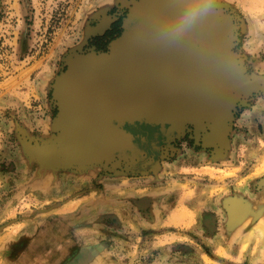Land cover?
I'll return each instance as SVG.
<instances>
[{"label": "rangeland", "instance_id": "rangeland-1", "mask_svg": "<svg viewBox=\"0 0 264 264\" xmlns=\"http://www.w3.org/2000/svg\"><path fill=\"white\" fill-rule=\"evenodd\" d=\"M134 1L0 0V264H264V0H158L160 55L135 78L134 58L120 64L111 73L129 79L105 89L100 54ZM188 63L201 69L195 104ZM68 66L91 79L60 81ZM60 87L102 116L84 104L64 133ZM138 89L188 97L148 140L119 134L135 129L117 107Z\"/></svg>", "mask_w": 264, "mask_h": 264}, {"label": "crops", "instance_id": "crops-1", "mask_svg": "<svg viewBox=\"0 0 264 264\" xmlns=\"http://www.w3.org/2000/svg\"><path fill=\"white\" fill-rule=\"evenodd\" d=\"M155 0H135L128 9L127 15L125 16L123 20V30L121 35L114 40L110 47L109 51L107 53H101V56H104L103 60L105 61V67L103 68H97V74L94 73V76L97 75L100 79L102 78V81L106 80L108 81L107 85L103 88L105 89H116L120 87V85L127 81L129 79L130 75L128 73H120L118 76H115L111 73L112 71H117V68L120 64H123L125 66H128L130 63L131 58H134L135 60V66L136 70L134 72V78L138 75V69L143 70L146 69V72H149V68L151 67V60L156 58L158 55L157 50L154 49L156 45L158 47H161L164 45V37L161 33L163 29L164 21L160 19H157L155 21L157 27H159L158 34H155L153 32V29L148 26L149 21L153 16V8H152V2ZM145 9H148V11L145 13ZM151 15V17L149 16ZM116 20V19H115ZM108 21L105 22L104 25H99V33L102 35L106 30L110 28L112 23L115 21ZM168 38V37H166ZM216 38V36H215ZM191 38H189L190 40ZM184 42H186V37H184ZM216 41V39H215ZM161 45V46H160ZM168 51H166L167 53ZM183 57H185L182 54ZM188 56V54H187ZM186 56V57H187ZM190 57V56H189ZM192 57V56H191ZM76 59V58H75ZM191 60V59H190ZM71 64L76 65V62L72 61ZM209 70H205V75H212V66L209 64ZM186 68L190 71V81L187 82V86L185 89L188 90L189 99H192V102L195 104L196 94L198 93L196 90V87L194 85L195 82V71L193 70V65L190 64L186 65ZM76 69V67H75ZM74 67L68 66L67 70L63 75H61L60 81L62 77L67 78L66 81L69 79H72L73 77L78 78L81 82L78 84H82L83 82H88L91 79L92 75H87L84 73V71H76ZM126 70V69H125ZM84 73V74H82ZM78 74V75H77ZM77 75V77L75 76ZM133 77V76H132ZM151 77V78H150ZM147 77L145 79V82L147 84L148 81L152 80V76ZM148 79V80H147ZM59 81V82H60ZM57 82V83H59ZM65 91V97L64 92L62 91L61 87L58 88V99H59V105H60V124L59 127L64 130V133H69V128H71L74 123L73 119H79V115H82L84 117H88L85 113V105L93 109L100 118L102 116L100 110H99V102L92 100V98H88L85 96L84 91L81 89L76 94V100L72 101V91L69 88V99L70 102H67V97ZM101 91V90H100ZM183 93L185 95L186 93ZM134 94L130 99L126 100L125 102L121 103L117 107V112H131L134 116V118H137V124L134 128L130 127H124L120 130L119 134H124L129 136L130 138H140L148 140L149 138H153L154 136V126L163 127L165 122L168 123L170 119H168L169 116H165L163 114L164 109L163 107H170L171 105H177V108L175 112H179V108L181 105L184 104V102L181 103V101H185L188 97L185 96L186 99L183 100L180 99L178 101H168V99H162L157 98L154 96L153 92H148L146 89L145 91L142 90L139 92V89L137 92L132 93ZM180 97V96H179ZM200 100V99H199ZM201 104V100L199 102ZM85 104V105H84ZM84 105V106H83ZM107 112L111 111L115 113V109H111L110 107L105 109ZM174 114H172L173 116Z\"/></svg>", "mask_w": 264, "mask_h": 264}, {"label": "water", "instance_id": "water-1", "mask_svg": "<svg viewBox=\"0 0 264 264\" xmlns=\"http://www.w3.org/2000/svg\"><path fill=\"white\" fill-rule=\"evenodd\" d=\"M157 1L158 0H155V1H153L151 4H152V8H155L154 6H156L157 4ZM179 7H183L182 9H184V7H186V6H184V5H182V6H180V5H178ZM195 5H193V3H190L186 8H192V9H196L195 7H194ZM209 17V16H208ZM201 31V30H200ZM187 40H186V42H193L192 40H189V38H186ZM214 39H216L215 38V36H214ZM217 42L215 41V43H214V48H215V52H214V58H215V61H216V57H217ZM209 46H207L206 47V45L205 46H203L202 48H201V54L199 55V56H197V58H199L200 59V62L198 63L197 62V64L198 65H200V67H201V62L202 61H204L203 60V57H208V55H212V53H211V50L209 49ZM208 52H210V54H208L207 55V53ZM212 58V57H211ZM212 61H213V59H212ZM212 61L211 62H208L211 66H212ZM208 64V65H209ZM195 67L193 66V70L195 71V69H194ZM198 68V67H197ZM199 69V68H198ZM216 70H217V63L215 62V68L213 69V66H212V73L214 72V77H215V75H216ZM202 72H203V74H204V76L206 77V78H208V75L206 76L205 75V71H203L202 70ZM195 73H196V71H195ZM201 75V69H200V74L199 75H196L198 78H199V76ZM210 76V75H209ZM197 80V79H196ZM196 80H195V82H194V85L196 84ZM209 86H210V80H209ZM196 87V90H197V92L200 90V89H198V87L197 86H195ZM200 92V91H199ZM186 93V92H185ZM187 94H188V90H187ZM185 97V96H184ZM186 98V97H185ZM87 118V117H86ZM92 118H94V116L92 117Z\"/></svg>", "mask_w": 264, "mask_h": 264}, {"label": "flooded vegetation", "instance_id": "flooded-vegetation-1", "mask_svg": "<svg viewBox=\"0 0 264 264\" xmlns=\"http://www.w3.org/2000/svg\"><path fill=\"white\" fill-rule=\"evenodd\" d=\"M176 49H177V48H176ZM176 52H179V51H176ZM197 52H198V51H197ZM197 52H196V53H197ZM198 53H199V52H198ZM175 57L178 58L179 55H175ZM184 62H185V61H184ZM185 64H186V62H185ZM188 64H189V63H188ZM203 65H204V64H202L201 68L204 70L205 67H203ZM190 66H191V65H190ZM193 66L195 67V66H197V65H193ZM198 68H199V69L196 71V75H199V74H200V67L198 66ZM190 77H191V76L189 75L188 78L190 79ZM189 79H188V80H189ZM195 80H196V79H195ZM189 81H190V80H189ZM180 83H181V82H180ZM180 83H179V84H180ZM177 97H178V95H177Z\"/></svg>", "mask_w": 264, "mask_h": 264}, {"label": "bare ground", "instance_id": "bare-ground-1", "mask_svg": "<svg viewBox=\"0 0 264 264\" xmlns=\"http://www.w3.org/2000/svg\"><path fill=\"white\" fill-rule=\"evenodd\" d=\"M59 121H60V119H59ZM217 131L219 132V131H220V129H217ZM52 146H53V148H54V146H55V143L51 142V146H50V147H52Z\"/></svg>", "mask_w": 264, "mask_h": 264}, {"label": "trees", "instance_id": "trees-1", "mask_svg": "<svg viewBox=\"0 0 264 264\" xmlns=\"http://www.w3.org/2000/svg\"><path fill=\"white\" fill-rule=\"evenodd\" d=\"M119 35H121V33L117 34L116 36H119ZM116 36H115V37H116ZM113 39H114V38H113Z\"/></svg>", "mask_w": 264, "mask_h": 264}]
</instances>
